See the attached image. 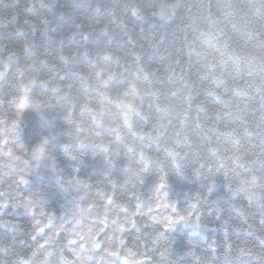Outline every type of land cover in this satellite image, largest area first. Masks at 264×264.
Listing matches in <instances>:
<instances>
[{"label":"trees","instance_id":"trees-1","mask_svg":"<svg viewBox=\"0 0 264 264\" xmlns=\"http://www.w3.org/2000/svg\"><path fill=\"white\" fill-rule=\"evenodd\" d=\"M0 264H264V0H0Z\"/></svg>","mask_w":264,"mask_h":264}]
</instances>
